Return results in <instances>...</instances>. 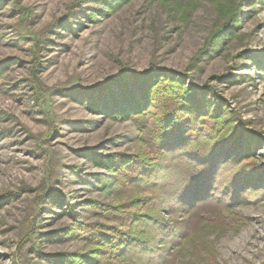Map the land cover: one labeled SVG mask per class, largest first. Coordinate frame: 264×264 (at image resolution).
<instances>
[{
  "label": "rangeland",
  "instance_id": "rangeland-1",
  "mask_svg": "<svg viewBox=\"0 0 264 264\" xmlns=\"http://www.w3.org/2000/svg\"><path fill=\"white\" fill-rule=\"evenodd\" d=\"M183 1L129 0L107 12L96 0H0V264H55L49 256L82 248L64 234L71 215L97 218L87 199L130 194L93 162L137 150L135 123L110 118L97 100L123 65L186 70L195 92L213 88L264 137V0H238V24L208 47L225 20L208 0L180 14ZM256 153L263 162L264 149ZM232 211L244 222L208 236L211 264H260L264 197ZM31 230L37 249L21 247Z\"/></svg>",
  "mask_w": 264,
  "mask_h": 264
},
{
  "label": "trees",
  "instance_id": "trees-1",
  "mask_svg": "<svg viewBox=\"0 0 264 264\" xmlns=\"http://www.w3.org/2000/svg\"><path fill=\"white\" fill-rule=\"evenodd\" d=\"M96 1L113 12L129 0ZM208 1L225 21L210 32L207 47L223 42L241 16L238 0ZM194 6V0L183 1L178 12L186 16ZM187 80L186 70L134 71L123 65L117 76L98 85L102 90L116 83L97 100H103L110 118L135 123L138 146L133 153L95 154L93 162L113 175L118 193L130 194L113 203L87 199L85 209L97 218L83 221L73 213L64 230L82 248L49 256L52 262L211 264L208 236L244 222L232 211L235 206L264 197V161L256 153L264 149V137L248 130L213 88L195 92ZM35 234L29 231L21 247L37 249Z\"/></svg>",
  "mask_w": 264,
  "mask_h": 264
}]
</instances>
